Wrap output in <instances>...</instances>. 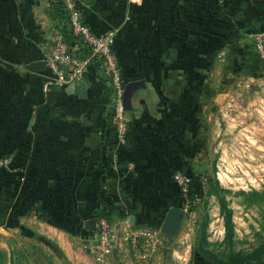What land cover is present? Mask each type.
I'll return each mask as SVG.
<instances>
[{
	"label": "crops",
	"instance_id": "0c3cea01",
	"mask_svg": "<svg viewBox=\"0 0 264 264\" xmlns=\"http://www.w3.org/2000/svg\"><path fill=\"white\" fill-rule=\"evenodd\" d=\"M58 1L0 0V156L11 158L0 167V200L7 222L86 238V222L104 201L113 220L162 224L167 209L181 205L171 172L185 171L186 151L200 142L202 72L225 41L264 24V0H78L94 33L115 32L125 83L140 81L125 144L116 138L101 69L44 90L47 70L31 65L43 59Z\"/></svg>",
	"mask_w": 264,
	"mask_h": 264
},
{
	"label": "rangeland",
	"instance_id": "374dc122",
	"mask_svg": "<svg viewBox=\"0 0 264 264\" xmlns=\"http://www.w3.org/2000/svg\"><path fill=\"white\" fill-rule=\"evenodd\" d=\"M249 32L250 27L225 41L209 62L211 68L202 72L196 103L200 142L185 154L192 197L189 202L180 197L183 215L177 227L169 232L161 223L153 227L158 242L146 261L123 246L103 264L264 260V68ZM1 203L0 264H98L84 248L81 233L70 237L61 232L60 238L45 225L19 227L7 222ZM221 203L231 212V241L225 236ZM252 254L260 260L246 261Z\"/></svg>",
	"mask_w": 264,
	"mask_h": 264
},
{
	"label": "built area",
	"instance_id": "2783aa9c",
	"mask_svg": "<svg viewBox=\"0 0 264 264\" xmlns=\"http://www.w3.org/2000/svg\"><path fill=\"white\" fill-rule=\"evenodd\" d=\"M59 1L67 13V27L83 42L86 51H79L77 44L66 39L60 25H54L49 41L43 48L44 68L47 73L42 88L46 90L50 87H61L84 77L89 67H100L106 78L109 113L116 138L119 143L125 144L129 138L130 117L127 114L129 110L123 106L125 80L114 48L115 32L108 29L100 34L94 33L83 19L78 0ZM249 34L258 60L264 68V26L251 29ZM10 164V155L0 156V167ZM171 176L183 202H189L192 197L190 175L184 170L173 169ZM94 218V228L84 239L83 246L96 263H106L123 246L132 247L141 261H146L155 251L158 240L153 227L113 220L104 210L96 213Z\"/></svg>",
	"mask_w": 264,
	"mask_h": 264
},
{
	"label": "trees",
	"instance_id": "16d2710c",
	"mask_svg": "<svg viewBox=\"0 0 264 264\" xmlns=\"http://www.w3.org/2000/svg\"><path fill=\"white\" fill-rule=\"evenodd\" d=\"M51 11H52V14L54 15V17L58 20L57 25H60L66 39L68 41H70L71 43L77 44L79 47V49H78L79 51L85 52L86 47L84 46L83 42H81L80 39L76 35H74L72 33V31L67 27V21H66L67 13H66L65 9L63 8L62 3L60 1H58V3L52 8ZM262 26H264V24L256 25L254 27H250V30L253 28L262 27ZM114 48H115V46H114ZM93 67L97 68V69H101L97 65H95ZM105 82H106V78H105ZM107 93H108V91H107ZM108 98H109V94H108ZM111 208L112 207L109 204L105 203L104 201H101L99 203V207L94 209L93 217L100 210H104L106 215L111 218ZM221 213L223 214V217H224L225 236H226L227 240L231 241L232 237H233V224H232V219H231V212L223 203H221ZM249 260L251 262H256L260 259L258 257H255L254 254H252L250 259H246V261H249ZM257 263L264 264V260L259 261ZM257 263H255V264H257Z\"/></svg>",
	"mask_w": 264,
	"mask_h": 264
},
{
	"label": "water",
	"instance_id": "95a60500",
	"mask_svg": "<svg viewBox=\"0 0 264 264\" xmlns=\"http://www.w3.org/2000/svg\"><path fill=\"white\" fill-rule=\"evenodd\" d=\"M44 60L43 59H39V60H35L34 62L31 63V65L33 67L36 68H42L44 67ZM139 80H132V81H128L125 83L124 85V89H123V106L126 109H129L130 107V97L133 93V89L135 86H137L139 84ZM183 215V208L181 207V205L176 204V205H171L167 211L165 212L163 221H162V227L163 229L169 231L174 230L177 227V224L179 223V220L181 219ZM88 224L90 226H88ZM95 225V218H91L86 222V226L93 229Z\"/></svg>",
	"mask_w": 264,
	"mask_h": 264
}]
</instances>
